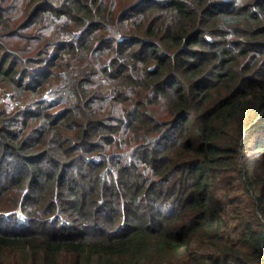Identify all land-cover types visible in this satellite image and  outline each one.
<instances>
[{
    "label": "trees",
    "instance_id": "trees-1",
    "mask_svg": "<svg viewBox=\"0 0 264 264\" xmlns=\"http://www.w3.org/2000/svg\"><path fill=\"white\" fill-rule=\"evenodd\" d=\"M0 84V264H156L151 201L184 209L158 264H264L209 191L264 213V0H0Z\"/></svg>",
    "mask_w": 264,
    "mask_h": 264
},
{
    "label": "rangeland",
    "instance_id": "rangeland-1",
    "mask_svg": "<svg viewBox=\"0 0 264 264\" xmlns=\"http://www.w3.org/2000/svg\"><path fill=\"white\" fill-rule=\"evenodd\" d=\"M5 89L7 88L3 87L0 84V108L7 111H13L18 108L16 95L13 94L11 90L4 91ZM256 166H261L259 161H257ZM256 173L262 175L264 178L263 169L255 170L253 175ZM244 183H247L246 188H260L262 186V183H252L251 179H247L245 177L244 179H241L236 175H233V177L223 175L222 177H220V180L213 185L212 188H209L210 195H212L214 198H217L222 204V215L224 218V224L226 226L225 231L229 233L230 238H232V241L234 243L238 241L236 239L241 235V232L244 231L245 228L258 230L261 228V226H264V213H262V211L257 208V203L253 199L255 198V195L253 193L250 192V194L252 195V199H248L246 197L242 189L244 188ZM229 194H232L234 199H236L233 205L230 203V200L227 197L229 196ZM148 203L153 204L156 208L153 209L155 215L157 214L158 217L156 220V224L163 226V219H166V221H168V225H166L165 227V233L167 234L166 238L168 237L167 241L163 240V237L155 231L150 234L147 240L148 246L146 249V254L149 258L156 260V264H158L163 257L169 255L172 249H175V252L179 251L180 249L178 248L180 247V245H178L177 242L182 239L185 233L183 232V230H178L177 228L179 227H177V225L180 221V216L184 214V209H178L179 213H172V209H176V206L174 205L175 202H173L172 205L170 203H165L163 205H157L156 203L155 205L153 201ZM145 205V200L139 202V209L143 208ZM165 210H167L168 212L167 216L162 215V212H164ZM135 211V204L127 206L123 210L120 209V213L127 216L131 215ZM173 214H176L175 218L173 217ZM190 240V252L200 255H205L207 253V251L199 248L195 239ZM238 249L240 250V255H238V258L231 264H250V260H248L250 259V257H248L243 252L241 247H239ZM182 250L183 249H180V251Z\"/></svg>",
    "mask_w": 264,
    "mask_h": 264
}]
</instances>
